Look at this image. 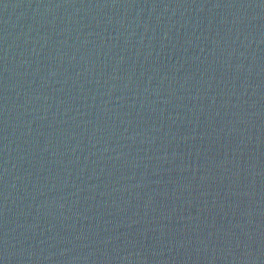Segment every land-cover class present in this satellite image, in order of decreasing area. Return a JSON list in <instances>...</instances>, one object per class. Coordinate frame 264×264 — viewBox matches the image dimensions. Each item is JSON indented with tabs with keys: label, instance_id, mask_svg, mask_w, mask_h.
Segmentation results:
<instances>
[{
	"label": "water",
	"instance_id": "water-1",
	"mask_svg": "<svg viewBox=\"0 0 264 264\" xmlns=\"http://www.w3.org/2000/svg\"><path fill=\"white\" fill-rule=\"evenodd\" d=\"M0 264H264V0H0Z\"/></svg>",
	"mask_w": 264,
	"mask_h": 264
}]
</instances>
